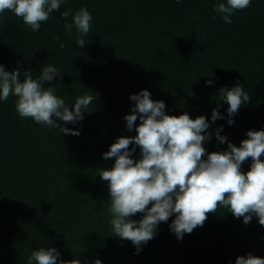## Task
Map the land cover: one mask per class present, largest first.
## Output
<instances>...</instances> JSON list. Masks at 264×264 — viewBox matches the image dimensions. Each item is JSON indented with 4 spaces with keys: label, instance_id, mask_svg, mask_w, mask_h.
Returning a JSON list of instances; mask_svg holds the SVG:
<instances>
[{
    "label": "trees",
    "instance_id": "trees-1",
    "mask_svg": "<svg viewBox=\"0 0 264 264\" xmlns=\"http://www.w3.org/2000/svg\"><path fill=\"white\" fill-rule=\"evenodd\" d=\"M214 2L62 0L35 31L11 10L0 13V63L6 69L38 73L51 62L62 71L57 91L69 107L78 94L94 96L76 123L54 117L78 128V135L20 117L11 94L0 101V264H28L31 249L43 243L60 251L58 259L77 253L105 264H231L248 251L264 256V225L254 215L244 222L219 205L179 239L169 229V216L135 251L129 239L110 232L107 181L97 173L111 165L113 158L101 155L108 145L118 135L135 134L123 116L133 103L129 93L143 87L164 100L167 112L203 113L207 119L219 105L222 115L209 129L223 125L221 132L237 144L248 128L264 125V0L235 10L230 23L213 16ZM81 4L92 19L79 46L64 31L71 16L59 12ZM237 80L249 99L229 124L227 102L218 92ZM44 83H56V77ZM226 143L213 134L205 147L223 149ZM132 155H139L138 145ZM249 163L250 157L242 161V170Z\"/></svg>",
    "mask_w": 264,
    "mask_h": 264
},
{
    "label": "clouds",
    "instance_id": "clouds-1",
    "mask_svg": "<svg viewBox=\"0 0 264 264\" xmlns=\"http://www.w3.org/2000/svg\"><path fill=\"white\" fill-rule=\"evenodd\" d=\"M61 3L62 0H0V13L11 10L35 31ZM249 3L250 0H215L213 16L219 13L224 22L230 23L231 14ZM59 15L71 16L64 21L65 34L75 35V43L82 46L90 30L91 12L81 4L75 10L63 8ZM63 46L64 42L59 41L58 47ZM61 73L51 62L41 64L38 73L31 68L21 73L19 67L6 69L0 63V101L11 94L20 117L30 116L45 126L58 127L60 132L78 135V128L58 124L54 117L76 123L91 108L94 96L90 91L78 94L69 107L57 91ZM54 77L56 83H44ZM205 83L210 84L211 80L206 79ZM218 95L227 102L226 118L231 124L238 106L248 101L249 92L237 80L231 86H221ZM129 99L133 103L123 119L126 128L135 127V134L118 135L101 153L113 158L111 165L97 170L100 179L107 181L110 232L129 239L138 251L155 234L160 221L172 216L168 226L179 239L201 224L206 213L217 210L218 205L234 216H242L244 222L254 215L264 225V125L248 128L237 144L221 132L223 125L209 129L210 121L222 115L219 105L211 109L206 119L203 113L193 117L187 111L178 114L165 111L164 100L152 98L146 87L129 93ZM213 134L219 142L227 141L226 147L206 150L205 141ZM137 145L139 155L134 157L132 152ZM249 157L248 168L242 170V161ZM137 211L141 215L133 218ZM58 257L60 251L55 246L43 243L31 249L26 261L105 264L99 257L81 260L77 253L71 259ZM231 264H264V256L248 251L237 254Z\"/></svg>",
    "mask_w": 264,
    "mask_h": 264
}]
</instances>
